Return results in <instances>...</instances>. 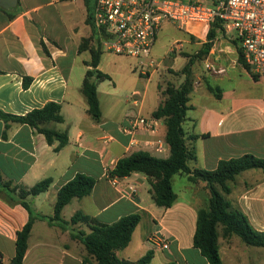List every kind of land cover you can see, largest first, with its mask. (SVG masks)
<instances>
[{
  "label": "crops",
  "instance_id": "obj_1",
  "mask_svg": "<svg viewBox=\"0 0 264 264\" xmlns=\"http://www.w3.org/2000/svg\"><path fill=\"white\" fill-rule=\"evenodd\" d=\"M77 1L19 0L15 10H0V111L24 116L48 103H57L61 106L64 121L52 122L46 127L68 135L67 145L56 152L58 141L49 145L45 136L31 126L10 122L7 127L0 119V171L4 180L12 188H31L42 180L52 179L48 191L25 199L37 218L28 240L24 264H96L95 259L88 256L84 245L71 236L72 232L78 231L90 233L87 225L69 224L67 229H62L55 223L50 224L48 219L54 215L58 191L78 174L93 177L96 184L89 196L75 198L64 207L61 213L63 220L70 222L76 212L82 211L100 223L112 224L123 216L139 213L142 219L132 241L125 249L117 251L120 259L136 262L147 252L153 251L151 263L154 264H209L193 242L198 211L205 208L210 199L205 182L191 184L186 175L174 176V191L176 177H185L182 178L187 181L184 188L189 189L190 197L182 199L176 193L177 201L166 209L154 203L149 184L144 191L140 189L146 186L144 175L135 173L120 178L117 186L108 178L107 171L113 170L120 158L133 152L146 151L162 159L170 156L164 122L152 118L162 97L159 102L153 97L150 91L153 74L142 71L141 75L147 77V82L142 89L135 88L132 96L126 100L128 106L122 114L117 109L118 104L111 108L113 112H106L100 101L99 84L110 80L98 82L102 117L99 122L93 120L81 91L90 68L87 62L91 61L89 48L92 45L80 51L83 40L89 39L92 34L87 37L80 35L73 18ZM8 12L15 14V17L11 19ZM84 52H88L90 58L80 60ZM229 53L236 56L233 59L236 65L228 64ZM210 54L216 61L214 72L210 73V83L222 91V96L218 99L209 92L217 99V106L205 109L203 113L201 111L197 117L187 113L184 124L186 132L201 136L190 141L197 152V160L190 166L215 170L221 160L249 154L248 151L238 153L249 143L260 145L263 151L259 150L260 155L254 156L264 159L262 84L253 80L238 65L240 70L232 46L225 47L218 40ZM102 57L103 54L99 70H102ZM152 66L153 62L149 67ZM233 70L238 71L235 76H231ZM225 81L231 85H222ZM168 82L173 81L163 76L158 89L160 86L164 89ZM201 87L202 83L196 81L190 94L193 111L197 107L192 103V94L202 97ZM138 117L152 121L154 131L139 129L134 135L125 133L124 128L130 125V120ZM199 140L202 151L197 145ZM262 171H245L241 173L244 174L241 180H238L241 174L238 175L230 183L231 193L227 196L233 208L241 210L257 231H264ZM129 185L135 186L134 197L126 193ZM29 219V211L16 194L11 198L0 192V264L11 263L15 256L17 234ZM141 227L146 231L137 242L136 234ZM155 237L165 238L169 249L158 246ZM219 252L222 264H264V248L247 246L237 236L228 240L220 237ZM85 259L89 261L84 262Z\"/></svg>",
  "mask_w": 264,
  "mask_h": 264
},
{
  "label": "trees",
  "instance_id": "obj_2",
  "mask_svg": "<svg viewBox=\"0 0 264 264\" xmlns=\"http://www.w3.org/2000/svg\"><path fill=\"white\" fill-rule=\"evenodd\" d=\"M85 4L88 12L87 23L93 28L91 21L93 6L89 5L88 0H85ZM0 10L2 9L0 8ZM8 13L11 19L15 17V14ZM218 31H223V29L216 22L207 34L208 43L205 44L201 53L207 54L209 52ZM234 44L237 48L239 64L255 80L239 44L236 41H234ZM89 45L92 46L89 48ZM88 48L91 53V61L87 62V65L90 68L86 72L81 91L87 100L89 115L94 121L99 122L102 112L97 84L98 82L111 80V77L98 69L103 49L96 38L94 28L91 37L83 40L80 51L82 52ZM193 65L194 60L191 59L182 70L185 79L180 85L177 86L173 82H168L164 89L160 86L162 102L152 113L153 119L164 122L166 127L165 140L170 148V156L162 159L146 151L133 152L129 156L120 158L114 169L108 171V177L125 178L135 173L144 175L150 185V194L154 203L158 207L166 209L171 208L178 198L172 184L174 176L178 174L186 175L191 184L205 182L210 192V199L208 205L198 211L193 240L194 247L200 250L209 264H222L219 252L220 237L228 240L233 236H237L247 246L264 248V231H257L241 210L233 208L227 197L231 193L230 183L238 175L248 170H264V159L252 154H245L238 158L221 160L215 170L192 168L190 166L192 162L197 160L196 149L190 144V141H195L201 137L193 134L188 135L184 128L187 113L193 109V106L190 105V94L194 89V81L191 77ZM206 87L209 92L221 99L222 91L219 88L214 87L209 82L206 83ZM0 119L6 123L7 127L10 122L31 126L45 136L49 145H53L58 141L59 144L55 148L56 152H59L68 143L66 132L61 133L46 127L49 123H62L64 121L61 106L57 103H48L43 108L35 109L24 116H16L0 111ZM202 137H206V135ZM95 184L96 180L93 177L78 174L63 185L58 191L54 215L48 218L49 223H55L62 229H67L69 224L87 225L91 230L90 233L78 231L76 233L72 232L71 236L84 245L88 256L95 259L96 264H151L154 257L153 251L147 252L136 262L122 260L117 256V251L125 249L132 241L134 231L141 222V214L134 213L123 216L112 224L100 223L82 211L76 212L70 222L62 219L61 213L64 207L75 198L83 199L89 196ZM51 185L52 179L48 178L31 188H12L11 184L4 180L0 171V192L8 194L11 198H13V194H16L21 204L30 213L28 223L17 234L15 256L10 264H24V258L28 250V240L34 221L37 218L32 207L25 199L30 195L36 196L48 191ZM88 261V259L84 260V262Z\"/></svg>",
  "mask_w": 264,
  "mask_h": 264
},
{
  "label": "built area",
  "instance_id": "obj_3",
  "mask_svg": "<svg viewBox=\"0 0 264 264\" xmlns=\"http://www.w3.org/2000/svg\"><path fill=\"white\" fill-rule=\"evenodd\" d=\"M91 21L104 50L136 59L151 56L164 23L198 37L218 22L239 44L255 81L264 89V0H95ZM139 129L154 131V124L134 118L124 132L134 135ZM109 179L119 185V177ZM126 193L134 197L135 186L129 185ZM155 239L162 249H169L165 238Z\"/></svg>",
  "mask_w": 264,
  "mask_h": 264
},
{
  "label": "rangeland",
  "instance_id": "obj_4",
  "mask_svg": "<svg viewBox=\"0 0 264 264\" xmlns=\"http://www.w3.org/2000/svg\"><path fill=\"white\" fill-rule=\"evenodd\" d=\"M88 2L89 5L94 6L95 0H88ZM87 13L85 0H78L77 4L73 8V18L80 29V35L84 37L91 35L93 30L91 25L87 24L86 22ZM218 40H221V44L223 46L228 47V45H230L235 49L237 55V66L239 65L242 69H244V67L238 62L237 48L234 44L235 40L226 35L225 32L218 31V35L213 42L212 48L207 54H204L201 53V50H203L205 44L208 43L207 35H201L198 37L193 36L188 34V32L185 30L180 29L176 24L173 23L163 24L159 34L157 35V40L155 46L153 47L151 56L148 58L136 59L115 55L113 53L107 52L102 47L104 53L102 57L103 61L101 64V71L109 74L111 77L110 81H105L99 84V97L104 110L106 112L112 110L111 112H113L114 109L111 108L114 107L115 104H118L117 109L119 110L120 114H122L123 110L128 106L126 100L128 97L132 96V92L135 90V88L142 89L144 87L143 85L147 82V77L141 75L142 71L153 74L150 84V91L153 93V97L159 102L161 99V92L160 89H158V84L163 80V76L171 78L173 83L177 86L180 85L185 79V75L182 73V70L191 59L194 60L191 77L194 83L198 80L202 83V87L200 89L202 91V97L195 93L192 94V103L197 107V109L195 111L192 109L189 110L188 114L197 117L201 111L203 113L206 111L205 109H211V107L217 106V99L213 97L211 93H209L205 85L207 82L210 83V81H212L210 78V73L214 72L216 61L210 56V52ZM230 53L227 56V58L230 57L227 62H229L228 64L230 66L234 64L236 65V63L233 64V59H235L236 56H234V54L230 56ZM89 58L90 55L88 52H84L80 56V60ZM162 60L164 63L162 62V64L159 65L158 63ZM140 62H143L145 66L141 67L139 65ZM152 62L153 66L149 67ZM236 73H238V71L233 70L231 76H235ZM222 85L228 87L231 85V83L225 81ZM163 87L165 88V86ZM115 88L116 90H114ZM258 89L260 91L262 90V86L260 84L258 85ZM188 126H190L189 123ZM188 126L186 125V127ZM197 145L200 148V151H202V143L200 140L197 141ZM207 145L211 146L210 143H207ZM246 146L245 148H240L238 153H242L241 151H248L247 153L249 154L259 156V150L263 151L259 144L251 145V143H249ZM239 155L241 154H238V156ZM192 165H194V163ZM251 171L263 172L261 169ZM242 176H244V174H241L238 177V180H241ZM182 178L185 177H176L174 188L176 193L182 199H186L190 197V191L189 189L184 188L187 184V181L186 179ZM147 187H149V185L146 181V186H143L140 189L144 191ZM145 231L146 228L143 229V227L137 231V242L140 240L142 233Z\"/></svg>",
  "mask_w": 264,
  "mask_h": 264
},
{
  "label": "water",
  "instance_id": "obj_5",
  "mask_svg": "<svg viewBox=\"0 0 264 264\" xmlns=\"http://www.w3.org/2000/svg\"><path fill=\"white\" fill-rule=\"evenodd\" d=\"M19 0H0V8L13 11L17 8Z\"/></svg>",
  "mask_w": 264,
  "mask_h": 264
}]
</instances>
